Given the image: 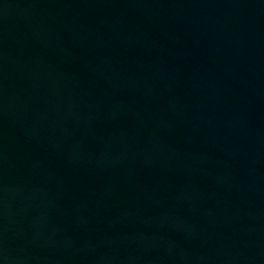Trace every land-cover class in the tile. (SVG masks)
Wrapping results in <instances>:
<instances>
[{
    "label": "water",
    "instance_id": "1",
    "mask_svg": "<svg viewBox=\"0 0 264 264\" xmlns=\"http://www.w3.org/2000/svg\"><path fill=\"white\" fill-rule=\"evenodd\" d=\"M0 264H264V0H0Z\"/></svg>",
    "mask_w": 264,
    "mask_h": 264
}]
</instances>
